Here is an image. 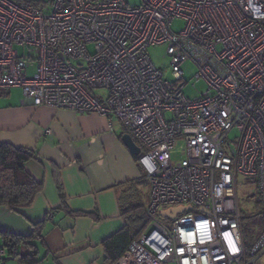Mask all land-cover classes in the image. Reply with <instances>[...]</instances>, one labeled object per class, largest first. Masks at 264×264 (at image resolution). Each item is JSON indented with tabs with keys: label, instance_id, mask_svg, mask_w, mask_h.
Segmentation results:
<instances>
[{
	"label": "built area",
	"instance_id": "built-area-1",
	"mask_svg": "<svg viewBox=\"0 0 264 264\" xmlns=\"http://www.w3.org/2000/svg\"><path fill=\"white\" fill-rule=\"evenodd\" d=\"M50 8L0 0V92L20 88L35 107L117 118L141 148L149 227L115 264L257 263L264 233L249 259L238 186L255 188L264 215V0H52ZM155 45H166L176 83L153 64ZM187 62L207 84L194 99L183 92ZM178 207L190 209L162 218ZM7 243L0 234L2 260Z\"/></svg>",
	"mask_w": 264,
	"mask_h": 264
},
{
	"label": "crops",
	"instance_id": "crops-1",
	"mask_svg": "<svg viewBox=\"0 0 264 264\" xmlns=\"http://www.w3.org/2000/svg\"><path fill=\"white\" fill-rule=\"evenodd\" d=\"M126 134L117 118L35 107L20 88L1 91L0 141L33 153L26 169L42 189L30 208L0 207V234L27 238L43 224L40 264H106L104 241L127 225L122 210L150 197Z\"/></svg>",
	"mask_w": 264,
	"mask_h": 264
},
{
	"label": "trees",
	"instance_id": "trees-1",
	"mask_svg": "<svg viewBox=\"0 0 264 264\" xmlns=\"http://www.w3.org/2000/svg\"><path fill=\"white\" fill-rule=\"evenodd\" d=\"M32 4L37 6L34 3ZM32 157L33 153L31 151L15 148L0 141V207L18 210L32 206L36 196L42 189V185L26 169V164ZM258 205L262 206L260 200H258ZM122 215L127 220L126 227L103 243L106 264H115L126 252L131 242L139 239L149 227L146 205L141 201L134 206L123 209ZM243 219L242 216V232L247 253L248 245L244 234ZM43 226V224L35 225L33 234L27 238L1 234L3 239L8 242V257L22 264H40L38 248L34 241L42 240ZM22 246L30 248L31 253L21 254Z\"/></svg>",
	"mask_w": 264,
	"mask_h": 264
},
{
	"label": "rangeland",
	"instance_id": "rangeland-1",
	"mask_svg": "<svg viewBox=\"0 0 264 264\" xmlns=\"http://www.w3.org/2000/svg\"><path fill=\"white\" fill-rule=\"evenodd\" d=\"M36 4L40 9L45 11H50V5L52 0H26ZM126 2L131 7H139L143 4V0H126ZM185 23L182 20H175L172 29L176 33H180L184 29ZM21 53H26L29 55V51H26L23 47H17ZM92 50V47H90ZM149 56L153 64L161 70L164 74V79L176 83V79L173 74L171 67V59L167 56V47L166 45H155L148 48ZM34 57V56H33ZM35 58V57H34ZM36 71V64L34 68L29 70V75L32 76ZM183 71V80L186 83V86L183 89V92L190 99L199 97L207 90V84L203 80L196 81L195 75L198 73V68L192 63L187 62L182 66ZM104 94L102 90H95L94 94ZM235 132L231 134V139L235 137ZM174 159L177 157L173 155ZM179 158V157H178ZM238 199L240 209L243 216V228L244 234L247 242V255L250 259L251 252L264 233V215L262 208L258 205V196L256 194L255 188L251 185L239 184L238 186ZM169 223V221L167 220ZM245 261V259H243Z\"/></svg>",
	"mask_w": 264,
	"mask_h": 264
},
{
	"label": "water",
	"instance_id": "water-1",
	"mask_svg": "<svg viewBox=\"0 0 264 264\" xmlns=\"http://www.w3.org/2000/svg\"><path fill=\"white\" fill-rule=\"evenodd\" d=\"M123 141L125 145L129 148L131 153L134 156H138L141 152V148L137 145L131 135L126 134L123 136ZM189 207H178V208H170L161 212V216L163 219L172 220L177 215L183 214ZM14 260L13 258L7 257L5 259H0V264H5L8 261Z\"/></svg>",
	"mask_w": 264,
	"mask_h": 264
}]
</instances>
